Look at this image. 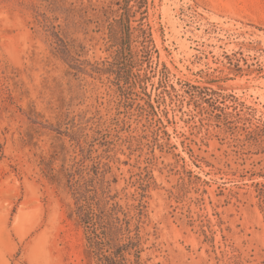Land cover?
<instances>
[{
  "label": "rangeland",
  "instance_id": "rangeland-1",
  "mask_svg": "<svg viewBox=\"0 0 264 264\" xmlns=\"http://www.w3.org/2000/svg\"><path fill=\"white\" fill-rule=\"evenodd\" d=\"M82 200L129 264H264V0H0V264H99Z\"/></svg>",
  "mask_w": 264,
  "mask_h": 264
},
{
  "label": "trees",
  "instance_id": "trees-1",
  "mask_svg": "<svg viewBox=\"0 0 264 264\" xmlns=\"http://www.w3.org/2000/svg\"><path fill=\"white\" fill-rule=\"evenodd\" d=\"M83 201L78 207L77 214L88 229L90 254L98 259L99 264H129L124 253L126 246L119 244L112 228L106 223L105 211L101 210L97 217L94 215L93 209Z\"/></svg>",
  "mask_w": 264,
  "mask_h": 264
}]
</instances>
